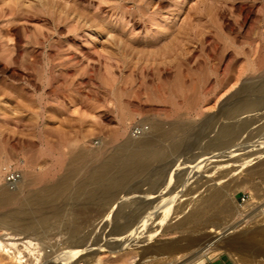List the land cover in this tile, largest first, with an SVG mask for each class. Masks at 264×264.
<instances>
[{
    "label": "rangeland",
    "instance_id": "1",
    "mask_svg": "<svg viewBox=\"0 0 264 264\" xmlns=\"http://www.w3.org/2000/svg\"><path fill=\"white\" fill-rule=\"evenodd\" d=\"M232 108L242 121L251 119L245 128H237L238 117L221 115ZM216 120L223 124L218 126L236 127L231 142L217 139ZM153 123L165 131L178 123L188 137L177 147L168 137L159 139L154 148L164 157L155 158L140 176L132 174L122 190L137 184L147 190L157 182L153 196L167 187L165 197L175 196L182 205L218 188L229 215L199 231L188 225L184 234L202 238L206 229L231 223L230 237L253 244L250 250L234 255L220 249L203 264L215 259L264 264L251 251L254 244L264 251L263 234H257L264 233V0H0V186L14 188L4 180L5 167L21 171L25 182L35 179L19 201L0 207V241L18 242L23 249L25 238L5 235L15 230L24 236L18 219L51 220L29 233L32 254L25 249L19 262L0 248V264H82L98 253L101 264L187 262L191 253L162 251L151 257L143 247L112 252L121 238L111 226L100 230V223L95 228L88 222L102 218V212L94 204L89 212L93 205L84 197L71 198L75 183L86 180L103 163L100 158L117 154L129 138L145 137ZM221 152L226 155L215 154ZM72 172L73 183L52 204L40 209L29 204L31 193ZM69 224L79 225V232L70 233L76 225ZM161 229L157 242L179 239L176 230ZM97 245L110 248L97 252Z\"/></svg>",
    "mask_w": 264,
    "mask_h": 264
},
{
    "label": "bare ground",
    "instance_id": "2",
    "mask_svg": "<svg viewBox=\"0 0 264 264\" xmlns=\"http://www.w3.org/2000/svg\"><path fill=\"white\" fill-rule=\"evenodd\" d=\"M243 107H244L243 103L239 104L238 111L240 112ZM238 111H235L232 108V109H229L227 112L221 113V115L225 116L226 118H236L239 116ZM240 117L238 118L241 121V125L240 127H237L239 128V130H241L242 128H245L251 120L245 117L246 119L242 121ZM226 120L228 119H225V121ZM208 123H209L208 119L203 122L204 127L201 132L203 131L204 132H203V135L201 134V137L199 135V137L202 139L204 138L203 136L205 135L207 126H209ZM215 123H216V126H218L217 124H222L218 122L217 120L215 121ZM177 125L178 123H172L170 126V129L168 131H165L164 130L165 127L161 123H153L151 125V129L149 130V132L146 133L147 135L145 134V137L139 136L135 139H130V138L129 140L127 139V141L122 143L121 147L119 148V151H116L117 154L111 157L103 156L102 158H100L102 160L104 159L103 163L101 162V165L98 168L90 171L86 180H81L77 184L75 183L76 186L74 185L75 187L72 190L71 198L79 199L81 197L82 198L84 197V199L86 200L88 204H91V205L94 204L95 207H98V209L102 212V215H101L102 218L97 219V218H94L95 217L94 216L92 219L90 218L91 220L89 219L88 222L91 224V226H95L96 223L97 224L100 223L101 224L100 230L102 229L104 230L105 228L111 226L112 228L110 232L121 238L119 241L120 244H117V247H114V248H110V247L104 248L101 245H97V247L99 246L97 252L104 251L105 249L110 248L112 252H115L116 254H121L124 251H127V249L129 248L143 247L144 250L148 251L150 254L153 253L151 257L154 256L156 253L162 254L164 252L165 254L169 255V254H177L180 252H183V253L186 252V253H191L190 259L187 262H184L183 264H203L205 262L206 255H208L209 253H211V255H214V251H217L220 249L227 250V252H230L234 255H239L238 252H241V251L250 250V246H252L253 244L252 245L250 244L249 246V244H246L245 242L238 243L240 240L237 241L236 238H235L236 240H233L230 237L231 233L233 232V228H232V225H228V224H231V223H228L227 225L223 224L224 227L222 228L217 227L214 229L208 228L209 230L206 229V231L203 233H207V234H203L202 238L200 234L199 235L198 234L197 235L187 234V236L184 234L183 230L185 229V227L188 228L187 227L188 225L192 224V227L194 228L193 230L199 231L200 229H203L207 226L216 225L217 223H220V222L222 223L223 220H225L226 217L229 215L228 214L229 211H227L228 207H226L227 204H225V201L223 200V197L218 188H214V187L209 188V190L203 195L201 194L199 198L191 199L183 203L182 205H179V203L178 204L176 203L175 196L169 197V198L165 197V194L167 193V189H166L167 187L165 189L158 191V193L153 196L152 193L155 191H153L152 188H155V185L157 184V182L154 186L152 185L150 189H147L145 187L147 190L142 188L143 184L142 185L137 184L135 187L127 191L122 190L124 185L131 180L132 174L135 173V176L136 175L140 176L141 172H144L140 170H146L147 168L149 169V167L152 166L151 164L155 158L159 159V158L164 157V154H163L164 151L162 152L160 149L154 148V146L156 145V142L159 139L161 140L163 137H168V139L173 142V146L177 147L184 141L186 137H188L184 133L181 134V131L183 132L184 130ZM222 125L218 126V130L217 128H215V130H217V139H221V141L225 140V142H231L233 138L236 136V134L238 133V130L236 129L235 126L233 127L229 125L228 126H222ZM215 133L213 131V134ZM211 134H212V131H211ZM222 138L224 140H222ZM203 140L205 141V139ZM208 140L209 139H207V141ZM206 152H207V149L204 151V154ZM200 154H201L200 156H202V153ZM215 154L217 156L219 155L220 157L226 155V153L224 152L215 153ZM208 156L206 155V157ZM206 157L203 159H207ZM199 158H202V157H199ZM202 161L203 160L201 159L200 162ZM195 164H197L198 166L199 163H195ZM136 170H139V171H136ZM75 171L76 170L73 169V172ZM73 172L68 175L66 173V176L62 179V181L59 184L54 185L53 187L51 186L50 188L48 187V189L46 188V190L41 191V192L38 191V192L31 193L27 197V201H29V204L34 206L36 209H40L43 207L46 208L47 205L52 204L54 200L59 197V194L62 193V190L70 186L71 181L73 183V179H74ZM161 179H162V176H161ZM28 180L27 182H25L26 179L24 181L21 179V181H19L15 185L13 190H11L10 187L7 188V186H0V207L8 206L12 204L14 201H17L19 199V195L23 193L24 191L28 190L31 187V185H33L35 182V179H32V178L31 180L29 181ZM75 180L77 181V179ZM149 181L150 179L148 180V182ZM140 190H143V192H148L149 194L148 195L146 194L143 197H139L137 194ZM123 191L125 192L124 194H122ZM94 205L91 208L88 207L89 210L88 209L87 210L90 212L92 208L93 209L95 208ZM79 208H80L79 210H81V206ZM100 211L98 212L100 213ZM85 212H86V205H85ZM8 213L10 216L16 217L17 219L19 217L20 218L22 217V213L20 211H9ZM60 213H61V210L60 212L59 211H55L54 213L52 212L51 214L52 216L49 215L48 218L54 217L55 219L58 215H60ZM66 214L68 213H65L64 215ZM240 215L242 214H239V216ZM32 216H33L32 218H34L35 215H32ZM205 216L207 218L202 219V217H205ZM97 217L99 216L97 215ZM245 217H246V214H245ZM39 218L38 219L36 218L37 220L34 219L31 221H29L28 219L23 220V221L21 219H18L17 223L19 222V224L22 226L21 229H23V231L25 229V232L27 230V233H28V234H25L24 232L23 237L22 236L17 237V236H20L19 234H22L23 232L19 233L18 231H15V230L5 234V235H9L8 239H12V240H19V239L25 238V240L22 241V244H21L22 246H24L23 249L18 247L17 245L18 242L13 241L9 243L7 242L8 244H4L5 242L2 243V241H0L1 250L4 251V253H6L7 255H11V256L14 255L18 257L19 262H21L22 259L25 257L24 255L25 249L28 250L30 254H32L31 251L33 249L31 250L30 247L34 245L35 243L33 242V239L29 237L30 236L29 233H34L37 231V228H38L37 224L46 223L47 221H49L46 218V216L39 217ZM117 218H120L119 220L120 222L116 223L115 219ZM172 219H176V220H174L173 222ZM216 220L217 222H215ZM170 221H172L173 223L168 224L170 223ZM3 224L1 223V225ZM86 224L88 225V223ZM74 225H70V226H74ZM158 228H162L160 231L164 233L172 231V230H176L177 232L180 233L179 239L175 241L173 240V242H170V240L169 242H160V243L157 242L156 237H157V233L159 232L157 230ZM258 229L262 230L263 228L259 227ZM79 230H80L79 225L78 226L76 225L72 228L70 233H77L79 232ZM241 234H244V233H241ZM257 234H260V236L261 234H263V236L260 238L261 239L264 238V233L262 231H260ZM243 236L247 238V236L249 235L247 234V236L245 235ZM253 237H256V235L255 236L253 235ZM245 239H243V241H245ZM249 239H250V236H249ZM242 243H245V245H242ZM8 245H10V248L7 247ZM254 246L255 248L251 250L253 251L252 253L253 257L254 256L259 257L258 259L259 262L264 261V251L262 247H258L255 244ZM12 247L16 249V252L14 250H11ZM38 253L36 254L38 255ZM36 254L33 253V255H36ZM144 255L146 254L144 253ZM35 259L36 261L39 260L37 256H35ZM101 261H102V257L98 253L92 257L90 256V258H88V261H85L82 264H101Z\"/></svg>",
    "mask_w": 264,
    "mask_h": 264
},
{
    "label": "built area",
    "instance_id": "3",
    "mask_svg": "<svg viewBox=\"0 0 264 264\" xmlns=\"http://www.w3.org/2000/svg\"><path fill=\"white\" fill-rule=\"evenodd\" d=\"M22 172L17 169H12L11 167L4 168V180L7 185L12 188L22 179ZM245 199L243 198V201Z\"/></svg>",
    "mask_w": 264,
    "mask_h": 264
},
{
    "label": "crops",
    "instance_id": "4",
    "mask_svg": "<svg viewBox=\"0 0 264 264\" xmlns=\"http://www.w3.org/2000/svg\"><path fill=\"white\" fill-rule=\"evenodd\" d=\"M208 264H229L228 261H220L219 259H215L212 261H209Z\"/></svg>",
    "mask_w": 264,
    "mask_h": 264
}]
</instances>
